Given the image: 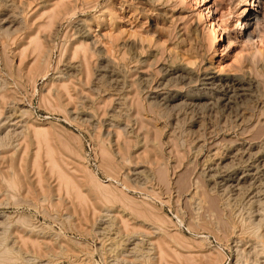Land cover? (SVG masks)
Segmentation results:
<instances>
[{"label":"rangeland","instance_id":"obj_1","mask_svg":"<svg viewBox=\"0 0 264 264\" xmlns=\"http://www.w3.org/2000/svg\"><path fill=\"white\" fill-rule=\"evenodd\" d=\"M180 1L0 0V21L17 30L0 34V138L11 145L0 150V237L17 253L15 264L254 260L256 241L246 232L250 220L264 218V7L258 34L244 44L236 42L235 22L251 6L200 0L194 8V0ZM95 3L98 10L107 8L119 37L120 53L111 60L115 73L138 83L151 101L140 110L144 125L135 110L119 103L124 92L117 81L94 72L95 59L86 81L78 72L80 56H71L77 25L89 21ZM207 6L221 24L216 37L207 32L212 17L198 15ZM74 7L66 24L63 14ZM54 16L50 29L40 28ZM36 32L50 50L48 80L31 73ZM59 49L64 51L57 60ZM254 50L262 53L256 65L250 62ZM173 70L176 78L168 75ZM208 74L222 81L208 83ZM249 80L260 86L248 87ZM166 96L179 100L165 103L160 98ZM125 128L127 136L120 133ZM84 167L105 190L89 183ZM109 177L115 184L106 188ZM9 180L15 190L6 186ZM22 217L26 222L17 223ZM263 230L264 222L261 235ZM133 235L140 252L123 244Z\"/></svg>","mask_w":264,"mask_h":264},{"label":"bare ground","instance_id":"obj_2","mask_svg":"<svg viewBox=\"0 0 264 264\" xmlns=\"http://www.w3.org/2000/svg\"><path fill=\"white\" fill-rule=\"evenodd\" d=\"M166 1V0H165ZM171 1V0H168ZM187 2V0H181L180 2ZM192 1V0H191ZM85 2V1H84ZM189 2V1H188ZM241 3H243L245 6H251L252 10H247L248 8H244V10H242V12L238 15V18L235 22V33H234V37H236V42H240V43H250V39H252L253 35H257L259 32V29L256 28V26L259 23L260 20V14L263 11V7H264V0H240ZM194 3V4H193ZM192 2H190L189 4L191 5V7H197L200 6V0H194ZM91 5V4H90ZM93 5V4H92ZM99 4L95 3V6L92 7V10L94 11L93 16L89 19V21H82L80 24L78 23V28L76 30V37H75V41L76 44L75 46L72 48V55L74 58L76 56H80V59L82 61V67L80 66V70L78 69V72H80V74L82 73L84 75V79L87 81L88 79H90V77L92 76V70H91V65H92V60L95 59V61H97L98 65L96 67V71H94L97 76H99L100 78H105L106 76H112L113 79H115L116 85L118 86V88L121 90V95H123L121 98L118 99L119 103L122 105H127L130 107V109L135 110L136 112V121H140V124H143V120L140 114V110H143L145 103H151V101H148L145 97H144V92L142 90H140L138 87V83L133 82V83H128L125 80H121L120 74L117 72L115 73V65L112 63L111 60H113L116 57L117 53H120V50H118V48L120 47L119 45V37H117L116 35H114L112 33V26H113V22L112 20L108 17L107 15V8H103L98 10V6ZM79 6V5H78ZM65 7V6H64ZM82 8V7H81ZM80 8V9H81ZM65 9V8H64ZM206 10V12L204 11ZM212 10L213 8H211L210 6L205 7L202 10H199V17H212V19H210V25L208 27V35L209 37H216V34H218V30H221V24L220 22H215V18L212 16ZM247 10V11H246ZM76 11V8H69V10H67L64 14H63V19L65 21L66 24H70L72 23L73 19H74V14ZM205 12V14H204ZM84 13V12H83ZM91 13V12H90ZM85 15V14H84ZM206 16V17H205ZM54 17H48L47 19V23L44 24L43 26H41L40 28H42L44 31L48 30L51 28V26L53 25L54 22ZM81 18V17H80ZM3 20V19H2ZM20 20V19H19ZM17 21V20H16ZM22 27H23V21H18ZM89 22V23H88ZM4 22L0 21V34L4 35L6 37H10L14 31L17 30H11V26H7L6 28L3 25ZM65 24V26H66ZM76 24V23H75ZM64 25V23H63ZM63 25L60 26L63 27ZM13 26V25H12ZM255 26V28L253 29V31L251 30L252 27ZM67 27V26H66ZM65 27V28H66ZM99 28L104 29L106 32L99 36L98 34H96V31L99 30ZM40 31V30H39ZM253 33H252V32ZM73 35V34H72ZM75 35V34H74ZM116 36V37H114ZM254 38V36H253ZM8 40V39H7ZM46 41V40H45ZM31 42V43H30ZM30 44H31V49H32V53L34 56V66L33 69L31 70V73L33 74H37L39 76H41L42 78L47 79L48 78V73H49V66H50V50L48 49L47 45L45 42L42 41V39L37 35V32L34 34V36H32V39L30 40ZM247 44V45H248ZM58 46V45H57ZM56 46V49H57ZM122 49V48H121ZM2 50V49H1ZM64 50H60L59 49V53H58V57L57 60H60V58L62 57V53ZM6 58H7V54ZM262 53L260 50H254L253 53L251 54V60L250 62L253 65H256L259 60H261ZM72 57V58H73ZM79 67V66H78ZM168 70V69H167ZM171 70V68H170ZM121 71V70H120ZM137 70H134L133 72H136ZM178 71H180L182 74H189V72L184 69V68H180L178 69ZM177 71V72H178ZM170 76H174L177 75V72L173 71H168ZM125 73V72H124ZM181 75V74H180ZM133 75H131L130 77H132ZM95 77V76H94ZM135 78V77H134ZM176 78V77H175ZM184 78V77H183ZM65 79V78H64ZM167 79V78H166ZM205 81L209 82H214V81H222V79L219 78H215L213 75L208 74L206 76V78H204ZM228 79V78H226ZM48 80V79H47ZM114 80V81H115ZM233 80V79H232ZM245 80V79H244ZM3 81L1 80L0 77V83L3 85ZM144 82H147L149 80L145 79L142 80ZM236 81V80H235ZM130 82V81H129ZM229 82V81H228ZM240 82V81H239ZM163 83V82H162ZM255 83H257V81H252L249 80L248 83H246L248 85V87L250 85H255ZM259 83V82H258ZM257 83V85H258ZM263 83V82H262ZM261 83V85H262ZM161 84V83H160ZM264 84V83H263ZM1 85V86H2ZM63 85V84H62ZM156 86V85H155ZM239 86V85H237ZM260 86V85H258ZM3 88L5 86H2ZM64 87V85H63ZM141 87V86H140ZM240 89V91H245L246 87L244 88L243 86ZM239 87V88H240ZM116 88V87H115ZM142 88V87H141ZM158 88V86L156 87ZM236 89V88H235ZM144 90V89H143ZM2 91V89H0V92ZM124 92V93H123ZM239 92V90H238ZM123 93V94H122ZM159 94V93H158ZM119 95V94H118ZM205 97V96H204ZM156 99V97H154ZM154 98H150V100L154 99ZM163 102L165 103H173L175 101L179 100V96H166L164 98H160ZM0 100H4V96L0 93ZM117 102V101H116ZM194 102V101H193ZM167 105V104H166ZM169 106V105H168ZM122 107V106H121ZM128 107V108H129ZM172 108V107H171ZM1 107H0V132L3 131V122L1 119L2 111H1ZM263 111V109H262ZM260 117V116H259ZM6 119V118H5ZM254 123V122H253ZM258 123V122H257ZM251 125V124H250ZM250 125H245L243 127V131H247L249 129ZM263 126V125H261ZM19 127V126H18ZM255 128V127H254ZM23 129V128H22ZM239 129V128H238ZM264 129V128H263ZM18 130V128H17ZM120 133H122L124 136L129 135L127 128L125 129H120ZM16 131V130H15ZM131 131V130H130ZM239 131V130H238ZM249 131V130H248ZM11 132V131H9ZM119 132V131H118ZM22 131H18L16 133H14V136L16 137L18 135H21ZM118 133V135L120 134ZM39 134V133H38ZM4 136V135H3ZM1 137V136H0ZM8 137V136H7ZM7 139V138H6ZM103 138L101 136L98 135V137L96 138L97 140V146H99L100 149V153L103 156L104 159L108 160L110 159V155L108 150L106 149L105 143L102 140ZM96 142V141H95ZM11 145H7V143H4V139L0 138V150H7L10 149ZM15 149V148H14ZM1 154V153H0ZM79 154L81 153H77V157L80 156ZM37 158V157H36ZM82 159V157H81ZM111 160V159H110ZM53 163V162H52ZM34 164H36V162H34ZM51 164V163H50ZM56 167L55 164H52V168ZM110 167V166H109ZM51 168V167H50ZM57 168V167H56ZM58 170V169H55ZM84 171H86V176L87 179L89 181L90 184L94 185V187H96L98 190H105V187L101 186L102 185L100 183V181H98V178L93 175L92 173H90L89 171L86 170V168L84 167L83 169ZM52 171V170H51ZM53 172V171H52ZM59 172V170H58ZM161 174V173H160ZM60 176V175H59ZM58 177V176H57ZM65 177V176H64ZM63 176H61L62 179V184H65V186H68V182L67 180L64 178ZM166 178H163L160 175V179L161 182H165ZM72 181V180H71ZM70 181V182H71ZM107 185L106 188L108 187H113L114 186V182L112 181V179H107ZM240 183V181H238ZM6 186L8 187V189L10 190H15L17 188V185L15 184V182L13 180H9L6 181ZM71 184H73V182H71ZM66 186V187H67ZM104 188V189H103ZM167 190V189H166ZM67 192V191H66ZM68 195V193H67ZM198 195V194H196ZM155 197V196H153ZM200 199V198H199ZM203 199V198H202ZM201 200V199H200ZM15 204V203H14ZM151 210V209H150ZM262 212V211H261ZM159 213V212H158ZM264 215V214H263ZM152 216V214H151ZM259 216V215H258ZM156 217V218H155ZM256 218V217H255ZM158 220L159 216H155L154 215V219L153 220ZM252 219V218H251ZM260 220L256 221V223H254L253 221L250 220L249 223V230L246 232L248 234V236L253 237L254 241H256V245L257 247H254V255L255 258L254 260H251L250 264H260V262L258 261V259H260V257L263 259L264 262V234H260V230L262 228L263 222H264V218H259ZM161 220V219H160ZM18 221L20 223L22 222H26L24 220V218H18V220L16 221L18 223ZM246 221V220H245ZM28 222V221H27ZM8 226V225H7ZM232 227V225H231ZM243 227V226H242ZM248 227V225H247ZM246 227V228H247ZM245 228V230H246ZM243 229V228H242ZM161 230V229H160ZM264 231V230H263ZM264 233V232H263ZM242 234H245L244 232ZM244 236V235H242ZM128 238V236H127ZM145 238V237H144ZM243 238V237H242ZM241 238V240H242ZM121 242V241H120ZM123 244L128 247V246H133V250L140 252L139 249V245L140 242H138V239H136L133 235V237L130 239H125L123 240ZM122 243V242H121ZM144 250V249H143ZM126 251V250H125ZM132 252V251H131ZM251 252V251H250ZM127 253V252H126ZM161 253V252H160ZM21 254V253H20ZM163 254V253H162ZM138 255V254H137ZM241 255V254H240ZM249 255V254H248ZM251 255V254H250ZM17 253L15 252V250H13L12 248H9V246H7L6 241H5V235L3 234V236L0 237V264H12V263H16L17 262ZM250 257V256H249ZM237 258V257H236ZM239 258V257H238ZM243 258V257H242ZM25 259V258H24ZM250 259V258H249ZM241 260V259H239ZM246 260V259H244ZM249 261V260H248ZM28 262V261H27ZM31 262V261H30ZM237 262V261H236ZM246 262V261H245ZM14 263V264H15ZM19 263V262H18ZM21 263V262H20ZM19 263V264H20ZM23 263V262H22ZM21 263V264H22ZM32 263V262H31ZM242 263V262H241ZM240 262H237L236 264H241ZM246 264V263H245Z\"/></svg>","mask_w":264,"mask_h":264}]
</instances>
